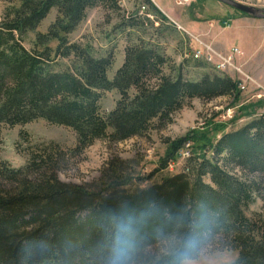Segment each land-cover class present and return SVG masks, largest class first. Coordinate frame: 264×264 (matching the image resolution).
I'll list each match as a JSON object with an SVG mask.
<instances>
[{"label": "trees", "instance_id": "obj_1", "mask_svg": "<svg viewBox=\"0 0 264 264\" xmlns=\"http://www.w3.org/2000/svg\"><path fill=\"white\" fill-rule=\"evenodd\" d=\"M2 1L6 8L0 26V118L3 108L11 111L13 122L24 121L31 110L43 113L53 125L67 127L77 135V151L105 135L100 91L119 95L110 117V137L115 143L164 129L194 99L235 98L241 93L237 81L212 68L213 73L200 81L185 79L181 68L177 69L157 44L145 40L140 32L145 21L122 15L120 0ZM145 3L159 14L148 0ZM96 8L117 14L121 27L130 31L124 63L112 80L113 51L100 55L89 43H73L69 38ZM53 10L57 11L54 24L46 34L38 32ZM162 21L166 19L162 17ZM14 34L22 40L35 35V56L15 43ZM54 42L58 44L56 53L72 61L78 78L55 72L48 64ZM221 133L215 142L196 140L195 133L170 142L160 170L175 163L189 145L191 156L182 173L152 189L123 195L109 212H103V206L96 215L88 198L90 202L82 205L92 209L87 219L79 216L82 208L64 214L53 207L57 202L67 209L64 202L88 197L71 187L57 183V188L45 195L0 189V264H106L118 219L137 227L149 248L160 231L181 224L184 230L206 224L210 229L207 238L222 234L228 240L225 247L239 253L234 264H264V239L256 240L255 226L242 212L256 196L264 198V115L237 131ZM195 141L203 142L199 146L202 154L192 146ZM209 152L212 159L206 156ZM60 161L34 157L28 169L54 171ZM234 167L242 170V175L234 173Z\"/></svg>", "mask_w": 264, "mask_h": 264}, {"label": "rangeland", "instance_id": "obj_2", "mask_svg": "<svg viewBox=\"0 0 264 264\" xmlns=\"http://www.w3.org/2000/svg\"><path fill=\"white\" fill-rule=\"evenodd\" d=\"M145 1L120 0L122 15L144 20L145 24L140 32L145 40H152L157 44L172 60V64L174 63L177 69L181 68L185 79L193 82L200 81L205 75L213 73L214 68L216 72L221 70L217 66L220 60L215 58L213 62H207L204 56L199 60L207 65L195 62L192 58L194 50L202 49L206 52V49H212L215 53L226 57L227 53L221 40L229 34L228 29L234 20L245 19L247 24L244 29L247 33L244 35L245 46L241 49L243 56L241 59L238 53L235 54L234 64L248 78L242 80L237 73L228 74L226 70L219 72L237 81L241 93L235 98L194 99L176 113L171 124L164 129L152 130L141 138L115 143L110 137L112 132L110 117L119 101V95L116 91H100V114L105 135L81 151H77L79 144L77 135L67 127L53 125L45 114L33 113L31 110L24 121L13 122L9 117L11 111L3 108L4 113L0 118V189L3 191L26 189L32 190L33 194L45 195L55 190L57 188L55 185L58 183L88 197L80 202L77 200L71 203L64 202L67 209H61V205L56 202L53 207L56 206L57 210L60 209L63 213L72 212L78 207L82 208V205L90 202V199L96 215L102 211L103 206L107 208L103 209V212H109L112 204L118 203L123 195L152 189L164 179L183 172L187 159H181L176 165H169L167 169L160 170L163 160L167 158L170 142L183 138L189 133L197 134L196 140L205 138L203 142H215L216 139L221 138L223 130L227 133L237 131L264 115V49H261L262 53L258 54L257 58L254 56V43L260 46L264 44V20H254L216 0H188V2L148 0L159 14L153 13L146 3L143 4ZM235 1L264 10V0ZM160 2L174 11L175 16L172 18L177 22L159 8ZM5 8L6 4L0 0V26L3 24ZM162 17L166 22L162 21ZM56 18L57 11L53 10L41 24L38 32L46 34ZM148 20L153 25L148 23ZM190 22L198 24L200 31L205 26H209L210 29L215 27L214 37L206 36L207 33L204 31L198 33L186 28L185 25ZM129 34L130 31L121 27V20L117 14L96 8L89 12L86 21L69 38L73 43H89L100 55L113 51L116 61L109 73V78L112 80L124 63V51L129 44ZM198 36L202 37L201 41L200 39L197 41L200 38ZM14 38L15 43L35 56V35H28L22 40L18 34H14ZM50 47L54 53L48 64L53 70L72 73L78 78L79 75L75 72L72 61L64 58L61 52L56 53L58 44L54 42ZM203 142L195 141L192 145L197 148L198 153H201L199 146H202ZM206 156L212 159L213 153L209 152ZM34 157L59 158L61 161L54 171L48 168L32 171L28 169V165ZM241 171L235 168L233 172L242 175L243 171ZM207 183H210L209 179ZM91 210L80 209V218L87 219ZM242 212L254 224L256 240L261 242L264 239V198L256 196L255 202L249 208H242ZM227 241L222 234L207 238L196 257L198 264L236 263L239 253L226 248Z\"/></svg>", "mask_w": 264, "mask_h": 264}, {"label": "clouds", "instance_id": "obj_3", "mask_svg": "<svg viewBox=\"0 0 264 264\" xmlns=\"http://www.w3.org/2000/svg\"><path fill=\"white\" fill-rule=\"evenodd\" d=\"M210 229L206 224L184 230L182 224L155 234V246L123 219L113 225L106 264H198L196 257Z\"/></svg>", "mask_w": 264, "mask_h": 264}, {"label": "crops", "instance_id": "obj_4", "mask_svg": "<svg viewBox=\"0 0 264 264\" xmlns=\"http://www.w3.org/2000/svg\"><path fill=\"white\" fill-rule=\"evenodd\" d=\"M159 8L164 12V13H166L167 15H169L170 16V18H172L173 16H175L173 13H174V11L173 10H169L168 8H167V6L165 7V3H163V2H160L159 3ZM173 19V18H172ZM174 20V19H173ZM254 20H256V19H254ZM175 21V20H174ZM175 22H177V21H175ZM246 24H247V21L245 20V19H242V18H239V19H236V20H234L233 22H232V24H231V26H230V28L228 29V32H229V34L226 36V38L225 37H223V39L221 40L222 41V45L224 46V49H225V51H226V55H234V50L236 49V50H238V54H239V56L238 57H240L241 59H242V56H243V52H242V47L243 46H245V43H246V40H245V38H246V36H244V35H246V33H247V31L244 29L245 28V26H246ZM186 28H189L191 31H197L198 33H200L201 31H204V32H206L207 33V35L206 36H210V37H214V35H215V33H216V31H215V27H213L212 29H210V27L209 26H205V28H203L201 31H200V28H199V25L198 24H195V23H193V22H190V23H187L186 25ZM179 27H181V26H179ZM264 27V26H263ZM185 31V30H184ZM212 31V32H211ZM211 32V33H210ZM198 37H200V38H196V37H194V38H196L197 39V41L200 39V41H201V36H198ZM228 38V39H227ZM199 41V42H200ZM264 45V44H263ZM263 45H257L256 43H254V56H255V58H257V55L259 54V55H261V49H264L263 47ZM258 47H261V48H259L258 49ZM260 51V52H259ZM194 52H196V50H194ZM237 55V54H236ZM243 72V71H242ZM243 74H245L244 72H243ZM246 75V74H245ZM239 77H240V79H247L246 77H244V75H239Z\"/></svg>", "mask_w": 264, "mask_h": 264}, {"label": "built area", "instance_id": "obj_5", "mask_svg": "<svg viewBox=\"0 0 264 264\" xmlns=\"http://www.w3.org/2000/svg\"><path fill=\"white\" fill-rule=\"evenodd\" d=\"M186 2H188V0H185ZM179 2V1H178ZM180 3V2H179ZM196 52H203L204 53V58H215L217 60H220L221 62V66L226 67V73H237L238 75H244V77H246L245 74H243L242 70L240 68H238L237 66H235L234 62H235V54L238 53V50H234V55H227L226 57L221 56L220 54L215 53L212 49H206V52H204L202 49H200L199 51ZM192 58L194 59V54L192 55ZM196 60V59H195ZM204 62V61H202ZM248 78V77H246ZM191 156V150H190V146L187 145L185 150L182 151L179 154V157L177 159L176 164L179 163V160H186Z\"/></svg>", "mask_w": 264, "mask_h": 264}, {"label": "water", "instance_id": "obj_6", "mask_svg": "<svg viewBox=\"0 0 264 264\" xmlns=\"http://www.w3.org/2000/svg\"><path fill=\"white\" fill-rule=\"evenodd\" d=\"M216 1L246 15L247 17H251L256 20H264V10L262 9L255 8L253 6L244 5L235 0H216Z\"/></svg>", "mask_w": 264, "mask_h": 264}, {"label": "bare ground", "instance_id": "obj_7", "mask_svg": "<svg viewBox=\"0 0 264 264\" xmlns=\"http://www.w3.org/2000/svg\"><path fill=\"white\" fill-rule=\"evenodd\" d=\"M203 56H204V55H203L202 52H195V53H194V59H196V60H198V61L201 60V59L203 58ZM213 59H214V58H206V61H207V62H213ZM215 60H216V59H215ZM217 66H218V68L221 69L222 71H225V70H226V67L221 66V62H220V61L218 62V65H217ZM214 69H215V68H214ZM215 70H216V69H215ZM221 70H220V71H221ZM216 71H217V70H216ZM220 71H218V72H220ZM171 165H176V162L173 163V164H171ZM171 165H170V166H171Z\"/></svg>", "mask_w": 264, "mask_h": 264}]
</instances>
